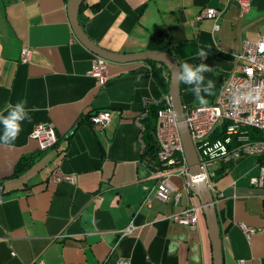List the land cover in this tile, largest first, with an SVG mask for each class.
I'll return each mask as SVG.
<instances>
[{
  "label": "crops",
  "instance_id": "obj_1",
  "mask_svg": "<svg viewBox=\"0 0 264 264\" xmlns=\"http://www.w3.org/2000/svg\"><path fill=\"white\" fill-rule=\"evenodd\" d=\"M249 1L239 14L236 0H84L79 21L108 50L169 47L180 64H207L206 80L215 83L209 103L228 74L240 71L241 38L264 34V0ZM66 3L0 0V114L19 100L38 108L11 147L0 145V264H113L120 257L130 264H213L202 209L193 229L175 219L199 205L186 177L170 179L177 201L152 192L145 199L155 179L142 160L135 117L144 97L167 93L146 60L109 61L108 78L98 84L90 73L95 54L74 35ZM207 6L219 9L218 17L191 22ZM24 46L27 62L20 61ZM200 50L208 54L204 60ZM180 92L184 105L198 103L188 85L180 83ZM102 109L111 119L95 129L87 115ZM38 122L52 124L53 146L40 149L30 137ZM23 156L33 159L12 176ZM260 161L247 155L216 164L224 167L212 190L223 264H264V188L250 183ZM54 169L75 179L50 182ZM240 223L260 229L247 236Z\"/></svg>",
  "mask_w": 264,
  "mask_h": 264
},
{
  "label": "built area",
  "instance_id": "obj_2",
  "mask_svg": "<svg viewBox=\"0 0 264 264\" xmlns=\"http://www.w3.org/2000/svg\"><path fill=\"white\" fill-rule=\"evenodd\" d=\"M236 2L239 14L248 10L249 0ZM219 13V9L207 6L200 9L191 22L203 18L215 19ZM29 57L30 49L22 47L20 61L27 62ZM236 58L242 61L240 71L228 74L211 102L190 103L184 107L191 138L203 169L202 176L206 178L211 190L217 176L216 164L229 165L247 155L260 156L258 173L250 177V183L255 187L264 188V34L253 41L241 38ZM108 62L105 58L94 55L90 73L98 84H103L108 78ZM241 94H250L251 98L234 105V95ZM152 104H163L157 113L154 136L158 149L154 159L145 155L143 139V119L147 116L148 106ZM110 119L111 112L108 109L98 110L90 116V122L95 129H103ZM135 123L139 130L142 160L152 168L151 177L155 179V185L149 189L145 199L152 192L161 201H177L180 191L171 182V177H186L184 186L188 189L192 186V178L188 175V165L168 95L158 98L144 97ZM215 134L218 135L214 137ZM29 135L37 139L40 149L51 147L57 141L55 130L49 122L36 123ZM74 179V174H66L59 169H54L49 177L50 182ZM199 208V205L187 207L177 214L175 219L193 229L197 224ZM240 226L247 236L260 229L243 223H240ZM113 264H130V261L120 257L115 259Z\"/></svg>",
  "mask_w": 264,
  "mask_h": 264
},
{
  "label": "water",
  "instance_id": "obj_3",
  "mask_svg": "<svg viewBox=\"0 0 264 264\" xmlns=\"http://www.w3.org/2000/svg\"><path fill=\"white\" fill-rule=\"evenodd\" d=\"M83 1L84 0H67L66 7L72 31L76 38L86 48L108 61L126 63L152 60L163 64L169 71V85L167 95L177 121V128L188 165V175L192 178V186L190 189L198 197L199 206L205 216L208 234L212 246L213 264H223L222 243L214 195L206 182V178L202 176L203 169L200 165V161L185 117V105L181 98L180 82L176 81L175 79V71L180 65L179 58L167 50L148 49L135 52H116L103 48L89 38L80 24L79 9Z\"/></svg>",
  "mask_w": 264,
  "mask_h": 264
},
{
  "label": "clouds",
  "instance_id": "obj_4",
  "mask_svg": "<svg viewBox=\"0 0 264 264\" xmlns=\"http://www.w3.org/2000/svg\"><path fill=\"white\" fill-rule=\"evenodd\" d=\"M201 60L207 57V53L200 50L198 53ZM212 70L205 63L192 65L184 62L179 65L175 71L176 81L189 86V91L193 94L196 102L204 104L206 95H212L215 83L211 79L205 77V73ZM251 95H234L233 104L239 105L241 100L250 99ZM27 100H19L15 104L8 106L7 114H0V125L3 131L0 134V145L11 147L22 131V124L25 120H31L30 112L38 111L35 106L28 108Z\"/></svg>",
  "mask_w": 264,
  "mask_h": 264
},
{
  "label": "trees",
  "instance_id": "obj_5",
  "mask_svg": "<svg viewBox=\"0 0 264 264\" xmlns=\"http://www.w3.org/2000/svg\"><path fill=\"white\" fill-rule=\"evenodd\" d=\"M82 4L83 2L80 5L79 14L82 8ZM166 50L172 53L173 55H175L171 48L167 47ZM146 61L149 63L150 74L156 81L157 85L163 90L164 93H167L168 85H169V71L161 63H158L152 60H146ZM162 107H163V104L149 105L147 116L143 119V125H144L143 139L145 142V155L151 159H154L156 157V153L158 149L154 133H155V128H156L157 113H158V110ZM91 114L87 115L88 120H90ZM218 134H215L214 137H216ZM32 159H33L32 156L21 157L17 161V163L14 165V169L11 175L16 176L17 174L21 173L31 163ZM223 170H224V167H221L217 171V174L223 172Z\"/></svg>",
  "mask_w": 264,
  "mask_h": 264
}]
</instances>
